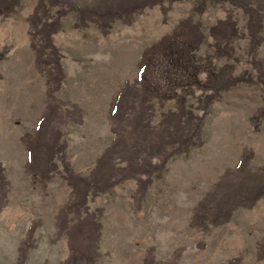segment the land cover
Here are the masks:
<instances>
[{
	"label": "rangeland",
	"instance_id": "obj_1",
	"mask_svg": "<svg viewBox=\"0 0 264 264\" xmlns=\"http://www.w3.org/2000/svg\"><path fill=\"white\" fill-rule=\"evenodd\" d=\"M249 1L262 24L254 52L238 0H119L116 9L118 0H108L109 8L96 0H17L0 16V264H62L66 231L76 220L84 223L82 244L96 242L91 264H264V196L240 195L251 187L249 174L264 172V0ZM36 7L46 23L56 22L51 50L42 34L32 37L28 20ZM189 19L203 39L198 60L244 81L209 104L208 91L193 89L185 97L195 117L187 136L198 145L184 154L175 145L156 152L149 145L175 103L155 96L142 103L138 65L145 49ZM54 60L60 76L53 77ZM199 81L205 85L204 74ZM126 86L134 88L123 117H111ZM46 90L59 144L51 165L41 148L29 164L21 139L33 133ZM242 155L244 171L234 174ZM78 179L90 182L79 207ZM138 180L149 182L140 190Z\"/></svg>",
	"mask_w": 264,
	"mask_h": 264
},
{
	"label": "trees",
	"instance_id": "obj_2",
	"mask_svg": "<svg viewBox=\"0 0 264 264\" xmlns=\"http://www.w3.org/2000/svg\"><path fill=\"white\" fill-rule=\"evenodd\" d=\"M121 1V0H120ZM158 1V0H156ZM234 6H239L246 14L247 22V35L249 37V49L254 52L258 46L259 39L257 33L262 30L261 18L257 15L258 9L255 3L249 0H238ZM98 5L102 7H111L108 4V0H96ZM43 3V1H41ZM17 5V0H0V16H4L10 13ZM114 5V2H112ZM123 3H118L116 8H120ZM39 9L36 7L29 17V24L34 31L35 35H43L44 39L49 45V37L56 32V22H45L44 14L38 15ZM114 17H119L114 15ZM42 22L41 26L40 23ZM230 25V24H229ZM35 29H37L35 31ZM215 50L219 51V35L215 34L214 29L210 35ZM202 35L197 25H192L189 20H182L178 23L173 31L161 37L155 44L145 49L142 53L140 63L138 65L137 76L135 79V87L138 86V91L142 98V103H145L143 99L147 96H155L161 100H173L175 103V110L173 112H167L162 116L158 130L154 133L155 138L149 145L156 152H160L165 146L171 147L175 145L178 154L186 153L190 148L197 146L192 142L191 136H187L190 123L195 120L192 111L188 110L185 97L193 89H200L202 92H209L208 95L203 96V99H207L206 103H210L211 100L218 94L219 91L225 90L232 85L239 82H243V79L231 78L228 75L218 74L217 71L210 68V63L204 64L196 57V53L202 44ZM44 46L37 48L35 59L39 63L41 57L44 55ZM53 52V51H51ZM4 49L0 51V60L4 56ZM40 65V64H39ZM39 65H37L39 67ZM53 77L60 76V67L58 61L54 60ZM205 75V85L201 86L199 81V75ZM260 80V78H259ZM250 81V80H248ZM50 82H46V87L49 89ZM129 87V88H127ZM128 89L124 93V90L119 91L112 104L110 115L111 117H117L118 114H124L122 106H127L129 103V90L134 87L126 86ZM132 90V89H131ZM47 98L44 109L40 114L36 123L35 129L31 135L24 136L21 139L22 144L26 150L27 161L31 164L35 158H38V151L40 148L43 150V156L45 161L50 165L54 151L59 144L58 140H52V123L56 116L55 104L53 105V98L50 96L49 90H46ZM177 91L180 92L177 94ZM123 110V112H122ZM135 123H140V120H135ZM116 142L108 147L101 156L97 159L93 169L92 176L99 172V169L103 166L101 163L104 158L107 157L113 150ZM156 154V153H155ZM160 154V153H159ZM157 155H152L155 157ZM245 168V155H242L233 168L234 174H239L244 171ZM233 174V175H234ZM250 189H246L245 193L241 192V196L244 197L246 193L254 195V198L264 196V172L257 174H249ZM82 186L73 188V199L77 201L78 207L82 204H86V200L89 190V181L78 179ZM146 181L138 180V188L143 189L142 183ZM247 184V183H246ZM248 185V184H247ZM137 188V189H138ZM241 190V188H237ZM237 194V193H236ZM238 195V194H237ZM239 196V195H238ZM197 215L194 214V222ZM79 219V218H77ZM214 224V221H211ZM83 226L84 223L81 220H76L72 228H67V250L68 256L65 258L62 264H91L98 256L96 242L91 241L88 245L87 242L83 243ZM64 228V227H63ZM62 228V229H63ZM95 240V239H94ZM96 241V240H95ZM237 258L230 259L226 264H238ZM142 264H150L149 261L144 258Z\"/></svg>",
	"mask_w": 264,
	"mask_h": 264
}]
</instances>
